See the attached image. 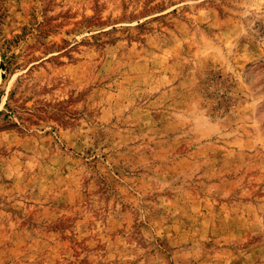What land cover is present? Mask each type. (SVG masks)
Masks as SVG:
<instances>
[{
	"label": "rangeland",
	"instance_id": "obj_1",
	"mask_svg": "<svg viewBox=\"0 0 264 264\" xmlns=\"http://www.w3.org/2000/svg\"><path fill=\"white\" fill-rule=\"evenodd\" d=\"M0 264H264V0H0Z\"/></svg>",
	"mask_w": 264,
	"mask_h": 264
}]
</instances>
